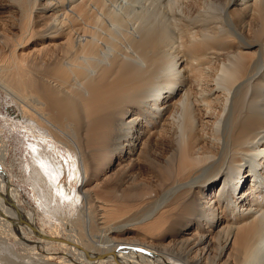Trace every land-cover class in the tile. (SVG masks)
I'll use <instances>...</instances> for the list:
<instances>
[{"label":"bare ground","instance_id":"6f19581e","mask_svg":"<svg viewBox=\"0 0 264 264\" xmlns=\"http://www.w3.org/2000/svg\"><path fill=\"white\" fill-rule=\"evenodd\" d=\"M1 91L0 264H264V0H0Z\"/></svg>","mask_w":264,"mask_h":264},{"label":"rangeland","instance_id":"374dc122","mask_svg":"<svg viewBox=\"0 0 264 264\" xmlns=\"http://www.w3.org/2000/svg\"><path fill=\"white\" fill-rule=\"evenodd\" d=\"M12 99L3 91L0 92V147L2 142L8 143L10 147L9 155L6 161L7 165H11L14 163V158H20V160L26 161L28 156V152L30 150V141H33L32 134L29 132L27 128L19 124L18 122H12L11 119L5 117L6 106L10 104ZM11 101V102H10ZM7 141V142H6ZM9 141V142H8ZM14 148V149H13ZM17 150V151H16ZM16 153V154H14ZM59 156L63 158H68V154L66 152L60 153ZM16 155V156H15ZM18 156V157H17ZM13 160V161H12ZM12 161V162H11ZM9 162V163H7ZM11 163V164H10ZM9 168H11L9 166ZM12 174L15 173V170L12 169ZM11 175V174H10ZM14 175V174H13ZM16 175V173H15ZM14 175V176H15ZM21 175V173L17 174ZM249 180V184H250ZM65 183L68 186L70 185L69 178H65ZM14 186L22 185V189L24 190L25 195L28 197L29 201L36 205L38 203L37 199H34V194L32 188L30 186L23 185L18 177L14 178ZM57 262V261H56Z\"/></svg>","mask_w":264,"mask_h":264}]
</instances>
